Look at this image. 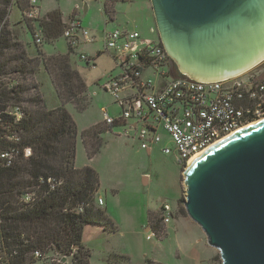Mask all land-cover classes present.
Returning <instances> with one entry per match:
<instances>
[{
	"label": "trees",
	"instance_id": "16d2710c",
	"mask_svg": "<svg viewBox=\"0 0 264 264\" xmlns=\"http://www.w3.org/2000/svg\"><path fill=\"white\" fill-rule=\"evenodd\" d=\"M119 2L129 1L103 0V15L109 18ZM13 8L21 18L10 24ZM24 10L23 0H0V264H52L53 254L61 258L59 264L65 259L90 264V251L82 244L85 227L98 225L108 233L117 228L97 206V172L75 167L77 130L71 116L63 107L46 106L37 74L44 69L60 103L73 105L78 112L89 104L87 87L70 64L74 49L67 46L64 55L46 56L41 47L25 43L18 34L19 25L30 34L34 25L42 30V46L53 44L62 39L61 12L54 10L30 22ZM156 44L162 47L159 41ZM149 67L140 70L146 73ZM172 70L173 77H183L174 64ZM14 111L20 112L19 121ZM115 126L121 125L104 123L82 132L87 158L100 153L102 135ZM176 211L172 218L187 217L181 200ZM147 229L158 239L165 236L159 211L149 213ZM107 262L128 259L110 254Z\"/></svg>",
	"mask_w": 264,
	"mask_h": 264
},
{
	"label": "rangeland",
	"instance_id": "374dc122",
	"mask_svg": "<svg viewBox=\"0 0 264 264\" xmlns=\"http://www.w3.org/2000/svg\"><path fill=\"white\" fill-rule=\"evenodd\" d=\"M36 3L40 19L47 13L57 10L65 19L71 16L79 19L83 27L90 31L91 37L97 39L94 43L80 45L70 58L72 68L78 71L87 87L85 101L89 99V104L83 112H78L73 105L63 106L60 103L44 69L41 68L37 74L46 106L49 109L63 107L71 116L77 130L75 167L78 169L90 167L97 172L99 176L98 195L102 197L106 205L103 210L107 212L117 228L115 233H108L98 225L85 227L82 244L90 251V264H109L107 259L110 254L126 256L128 262L120 264H222L219 253L207 245L200 228L190 220L186 223L171 218L170 222L164 225L165 236L161 235L160 239L147 230L150 212L159 211L163 204H168L176 214L177 202L179 200L183 202L185 198L183 184L185 167L182 168L176 163L173 153L165 155L161 152V148L165 146L173 150L165 133H161V143L154 146L150 154L140 148L136 132L130 130L128 125L115 126L104 133L102 149L93 159L87 158L82 144L83 131L95 125L104 124V110L113 120L118 119L121 112L113 95L102 89L108 79L107 76L109 74L116 76L121 73V70L114 67L111 57L104 51L103 42L101 43L98 39L104 29L108 31L126 27L131 29L133 25L136 26V23L140 25L139 22L143 16L142 7L145 6L148 9L149 0H136L131 5L129 2L115 4V19L111 22L103 15L99 3L94 0L86 1L87 10L85 12L83 3L76 0H37ZM138 9L141 12H138ZM20 18V12L13 8L10 24ZM152 19L153 13L151 23H153ZM144 26L145 21L141 26L142 32L145 30ZM35 27L33 25L30 34L27 29L19 25V36L23 35L22 39L29 45L35 44L33 38ZM37 46L41 47L40 49L46 56L67 53L65 39H60L53 44ZM80 52L93 57L95 67L92 65L88 67L81 62L78 57ZM96 52H100V56H95ZM262 73H264V62L246 75ZM143 77L155 79L150 71L144 73ZM126 130L129 131V138L124 135ZM144 177L148 179L147 184L143 181ZM50 258H52V264L61 262V258L54 254ZM62 261L63 264H70V259ZM47 263L37 261L34 264Z\"/></svg>",
	"mask_w": 264,
	"mask_h": 264
},
{
	"label": "water",
	"instance_id": "95a60500",
	"mask_svg": "<svg viewBox=\"0 0 264 264\" xmlns=\"http://www.w3.org/2000/svg\"><path fill=\"white\" fill-rule=\"evenodd\" d=\"M149 2L181 76L211 83L264 62V0ZM183 177L185 214L222 264H264V120L213 145Z\"/></svg>",
	"mask_w": 264,
	"mask_h": 264
},
{
	"label": "built area",
	"instance_id": "2783aa9c",
	"mask_svg": "<svg viewBox=\"0 0 264 264\" xmlns=\"http://www.w3.org/2000/svg\"><path fill=\"white\" fill-rule=\"evenodd\" d=\"M23 1L24 18L30 22L40 20L37 0ZM76 1L87 5V0ZM94 1L102 9L103 0ZM62 23V39L70 48L76 50L82 44L93 42L90 31L82 26L79 19L71 16L63 18ZM33 38L36 45L42 44L39 27H35ZM102 42L106 53H114L116 67L121 70L102 86L121 108L116 120L109 118L104 110V123L108 126L128 125L136 132L142 150L159 145L162 140L160 132H163L173 150L165 146L161 152L165 155L173 153L176 163L183 168L218 142L264 120V73L246 75L247 72L232 79L201 83L185 77H173V63L164 49L137 32H104ZM78 57L81 62L93 64V57L81 52ZM148 65L158 84L143 77L140 69ZM13 115L16 120L21 119L19 111H14ZM124 135L129 136V131L126 130ZM29 154L27 150L26 156ZM2 157L7 158V155ZM97 206H103L102 199H97ZM159 213L166 226L172 218L170 206L163 204Z\"/></svg>",
	"mask_w": 264,
	"mask_h": 264
},
{
	"label": "crops",
	"instance_id": "0c3cea01",
	"mask_svg": "<svg viewBox=\"0 0 264 264\" xmlns=\"http://www.w3.org/2000/svg\"><path fill=\"white\" fill-rule=\"evenodd\" d=\"M136 2V0H132V1H130L129 3H130V5L131 4H133V3H135ZM83 8H84V6H83ZM136 9H137V7H135ZM86 10H87V6H86ZM138 12H141V10H139L138 9ZM142 12H143V16H141V22H139V24L140 25H138V23H136L135 25L136 26H134L133 25V27L130 29V27H126V28H124V29H113V30H110V31H108V30H106V29H104V31L101 33V36L99 37V41H101V43H102V36H103V33L104 32H106V33H108V32H112V31H114V30H121V31H126V32H137V33H139V35L142 37V38H145V39H148V40H150V41H152V42H154V43H157L158 42V34H157V30H156V26H155V22H154V18L152 19V22L153 23H151V16H152V10H151V7L149 6V8L147 9L145 6H143L142 7ZM115 14L113 13L110 17H109V20H110V22L111 21H113L112 19H115ZM145 21V26H144V32H142V30H141V26H142V24H143V22ZM83 26V25H82ZM107 26V25H106ZM105 26V27H106ZM138 27V28H137ZM85 28V27H84ZM91 34V33H90ZM157 35V36H156ZM156 37H157V39H156ZM93 42L92 43H94V42H96L97 41V39L95 38V37H93ZM107 55H109L110 57H111V59H112V61H113V65H114V67H116L117 65H116V63H115V61H114V53L113 52H111V51H109V52H107L106 53ZM95 56H100V52H96V54H95ZM95 58V57H94ZM92 66L93 67H95V64H94V61H93V64H92ZM117 68V67H116ZM118 75V74H117ZM109 76H111L110 74H109ZM109 76H107V77H109ZM111 77H114V76H111ZM110 78V77H109ZM147 78H150V79H152L151 77H147ZM153 80V79H152ZM154 81L156 82V84H158V79H154ZM103 89V88H102ZM106 92V91H105ZM129 136H130V134H129ZM129 136H127V138H129ZM160 136H162V134H161V132H160ZM126 137V136H125ZM153 148V147H152ZM146 152H147V154H150L151 153V151H152V149H150V150H145ZM143 181H144V183L145 184H147L148 183V179L146 178V177H144L143 178ZM98 198H100V199H102V197L100 196V195H98V192H97V194H96V199H98ZM102 201H103V206L101 207V209H103L104 207H106V205H105V202H104V200L102 199ZM171 208V207H170ZM105 209V208H104ZM172 210V209H171ZM106 212V211H105ZM155 212H158V211H155ZM155 212H150V213H155ZM107 213V212H106ZM172 214L174 215V212L172 211ZM178 220H181V221H183V222H189V220L190 219H187V217H180V218H178ZM188 220V221H187ZM83 242V241H82Z\"/></svg>",
	"mask_w": 264,
	"mask_h": 264
},
{
	"label": "bare ground",
	"instance_id": "6f19581e",
	"mask_svg": "<svg viewBox=\"0 0 264 264\" xmlns=\"http://www.w3.org/2000/svg\"><path fill=\"white\" fill-rule=\"evenodd\" d=\"M219 143V142H218ZM204 153V152H203ZM201 154H199L198 156H200ZM198 156H196L191 162H190V164L198 157Z\"/></svg>",
	"mask_w": 264,
	"mask_h": 264
}]
</instances>
